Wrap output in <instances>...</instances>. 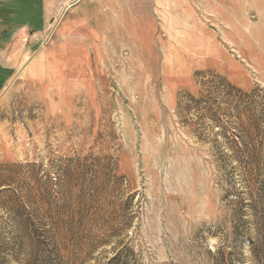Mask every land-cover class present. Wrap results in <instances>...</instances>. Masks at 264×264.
<instances>
[{
	"label": "rangeland",
	"instance_id": "374dc122",
	"mask_svg": "<svg viewBox=\"0 0 264 264\" xmlns=\"http://www.w3.org/2000/svg\"><path fill=\"white\" fill-rule=\"evenodd\" d=\"M10 6L0 264H264V0Z\"/></svg>",
	"mask_w": 264,
	"mask_h": 264
},
{
	"label": "crops",
	"instance_id": "0c3cea01",
	"mask_svg": "<svg viewBox=\"0 0 264 264\" xmlns=\"http://www.w3.org/2000/svg\"><path fill=\"white\" fill-rule=\"evenodd\" d=\"M67 1L69 0H0V5H11L9 8L11 10H8L6 12L9 15V19L18 14V9H20L21 7L19 8L16 5H25V7L27 6V8H25L26 11L24 12H26V15L28 14L26 16L27 19L33 20V16L35 15V13L40 12L43 16L42 20H45L46 18L49 17V14L52 11V6L58 5L60 3H65ZM31 24L33 23L26 22V25H31ZM44 26H45V21H43L42 24V27ZM8 69L11 70V68L3 66L0 61V92L3 91L7 83V80L9 79L10 71Z\"/></svg>",
	"mask_w": 264,
	"mask_h": 264
},
{
	"label": "water",
	"instance_id": "95a60500",
	"mask_svg": "<svg viewBox=\"0 0 264 264\" xmlns=\"http://www.w3.org/2000/svg\"><path fill=\"white\" fill-rule=\"evenodd\" d=\"M78 1L74 2L72 5H75Z\"/></svg>",
	"mask_w": 264,
	"mask_h": 264
}]
</instances>
